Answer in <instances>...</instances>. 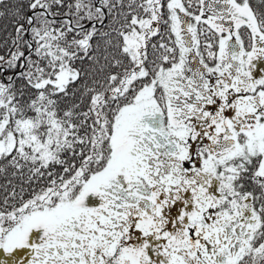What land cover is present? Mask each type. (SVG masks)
Instances as JSON below:
<instances>
[{
    "label": "snow or ice",
    "instance_id": "snow-or-ice-1",
    "mask_svg": "<svg viewBox=\"0 0 264 264\" xmlns=\"http://www.w3.org/2000/svg\"><path fill=\"white\" fill-rule=\"evenodd\" d=\"M0 264H264V0H0Z\"/></svg>",
    "mask_w": 264,
    "mask_h": 264
}]
</instances>
